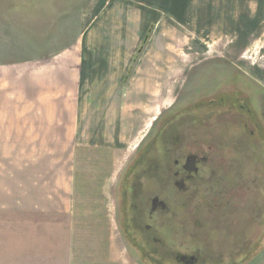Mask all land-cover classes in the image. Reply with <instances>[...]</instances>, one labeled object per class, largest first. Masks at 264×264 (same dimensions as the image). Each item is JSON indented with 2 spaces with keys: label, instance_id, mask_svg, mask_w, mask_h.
Instances as JSON below:
<instances>
[{
  "label": "rangeland",
  "instance_id": "obj_1",
  "mask_svg": "<svg viewBox=\"0 0 264 264\" xmlns=\"http://www.w3.org/2000/svg\"><path fill=\"white\" fill-rule=\"evenodd\" d=\"M171 1L0 0V208L21 205L22 201L24 203L36 201L34 194L19 191L22 175L17 164L25 162L27 165L31 160L35 163L29 166V170L32 167L33 172H37L36 177L40 179L42 188L40 193L44 196L41 204L55 206L62 203L56 195L58 191L46 197L51 192L48 189L49 181L46 180V174L55 171V163L47 158L58 157L62 165L60 172L54 174L61 175L65 168L63 158L69 151L67 146L72 141L69 140L72 134L58 132L56 134L58 142L54 144L48 142L54 134L48 131L49 127L35 122L34 114H37L35 113L37 110L72 107L95 112L100 111L99 107L104 109L105 105H109L107 110L117 111V108H120V111L125 112L126 121L130 122L134 120L136 122L135 118L142 115L152 117L157 114L151 125L147 128L143 126L142 132L132 133L127 130V133L116 134V137L119 135L124 141H120L121 149H114V162L105 153L102 165L90 168V172L96 173L99 169L105 171V167L111 162L109 171L113 177V185L117 188L137 150L144 149L150 144L149 150L147 149L142 155L146 168H138L135 172H130V175L128 171L126 172L125 197L129 195L131 210L136 206L137 210L135 208L134 210L137 213L134 214L141 217L138 221L146 223L148 215L152 213L151 217H158V233L162 228L167 229V235L176 233L177 236L173 234V237L179 238L178 242L172 241L173 249H171L174 252L170 258L175 259L174 264H198L194 258L207 257V255L219 259V264H227L222 256L211 252L206 254L205 247L208 245V240L202 239L199 242L200 235L197 233L190 234L191 241L186 248L193 245L195 249L202 251L203 255L198 253L187 255L185 243L180 239L183 229L181 225L185 222L186 226H196L197 229L195 221L198 220L204 221L203 228L209 226L211 222H220L217 225L224 230L237 218L244 221L250 214H253L254 218L262 216L264 158L259 152L258 161L253 159L255 156L252 151L253 144L250 142L251 137L246 139L244 132L238 135L235 128L228 133L213 130L195 133L194 137L202 138L203 150L214 149L215 153L223 155L229 152V158L238 157L240 160H231L232 164L221 163L219 166V162L213 161L214 155L207 158L206 153L200 151L197 159L193 150L190 152L193 156L187 157L182 153V145L186 142L185 129L182 132L181 126L195 125L197 120L191 117L185 118L183 114L178 115L172 123L165 124L163 121L165 117L161 119L160 116L164 111L169 110L175 101L187 99L190 92L193 94L200 82L198 88L203 92L207 82L202 83L201 80L209 77L206 70L211 71L210 77L216 82L213 86L224 83L231 86L236 79L237 84H249L241 91L243 95L251 97L254 94L253 90H259L263 95L258 101L264 108V6H256V14H254L249 5L179 2L172 4ZM142 29L145 30L140 33ZM151 29L158 34L154 41L153 53H149L148 47L141 42L149 35ZM138 38L140 41L137 40ZM170 38L182 43L181 45L184 42L187 46L182 52L174 50L173 53L160 54L162 55L160 60L156 52L162 41ZM140 45H143V50L137 52ZM100 48L116 56L117 60L125 52L128 54L125 56L127 58L125 86L121 83L123 69H114L110 60L112 64L110 68H106L108 63L103 54L98 53L101 51ZM99 55L103 57L97 58ZM122 62L120 61L119 64ZM230 77L233 78L231 81ZM41 78H43L42 84L39 85ZM54 78L63 83L62 92L68 95L71 93V98L79 97V100L47 101L45 98L48 94L47 89H52L53 84L44 83L53 82ZM142 89L144 91L138 93V90ZM123 104L124 108L121 109ZM24 111L29 113L25 115ZM190 113L194 115L193 112ZM190 119L194 121L185 122ZM155 120H158V124H155ZM250 128L252 136L257 138L259 133L255 127ZM199 129V127L186 129V133H191L192 138V132H197ZM241 130L249 133L244 128ZM158 133L159 136L156 135ZM218 133L222 136L227 135L230 140ZM175 136H180L179 142L177 139L173 140ZM77 137L80 141H82L80 138H86L85 134H77ZM232 137L236 138L234 143ZM239 137L241 140L237 141ZM173 142L178 145L175 150L172 149ZM258 145L263 146L260 141L256 146ZM247 146L252 150H246ZM79 151L87 153L86 160L90 163L92 158L101 159L97 155V149ZM174 161L187 164L184 174L175 175L180 165L178 164L176 168ZM168 163L171 165L168 166ZM169 167L172 171L176 170L172 174L174 177L168 175ZM77 170L85 171L83 167ZM180 176L187 177L186 183ZM147 184L150 191L144 190V193H140L139 188L142 189L143 185ZM180 186L187 188L190 186L191 192L196 193H199L197 190L202 189L205 194L198 201L197 198L183 197ZM155 188L158 190L157 195H161V199L156 204L159 206L157 211H153L150 207ZM61 192L59 190V194ZM231 192L234 194H230ZM142 199L144 202L137 204ZM215 200L223 201V205H220L217 211L209 208ZM112 201L107 214L110 228L105 236L110 237L111 251L119 252L120 259L131 264L133 259L127 254L126 258L123 256L128 252L129 247L121 238L118 195L114 197L113 194ZM191 201L194 205L189 204ZM169 206L173 210L168 216L165 211ZM188 207L193 209L189 215L184 212ZM149 209L151 211L146 213ZM262 220L264 217L261 218ZM254 225V223L250 225L252 228L249 233L255 235V241L258 234L254 233ZM260 232L256 244L262 242L263 244L255 248L256 253L250 254L247 260H244L246 257L237 258L231 261V264L241 262V264H249L255 256L250 264H264V230ZM217 242L221 243L219 240ZM234 242L232 240L231 244ZM231 244L222 252L232 254L237 250L236 245ZM161 262L173 263L168 262L166 257L160 260Z\"/></svg>",
  "mask_w": 264,
  "mask_h": 264
},
{
  "label": "crops",
  "instance_id": "obj_2",
  "mask_svg": "<svg viewBox=\"0 0 264 264\" xmlns=\"http://www.w3.org/2000/svg\"><path fill=\"white\" fill-rule=\"evenodd\" d=\"M175 2L181 4L249 5L254 14H256V6H264V0L171 1L172 4ZM144 30L139 32L143 33ZM157 37L158 34L153 29L146 38L141 40L142 44L148 47L149 53H153L154 41ZM137 40L140 41V38ZM181 44L170 38L167 41H162L156 53L162 60L160 54L173 53L174 50L182 52L187 45L184 42L183 45ZM143 45H140L136 51L141 52ZM100 50L98 53H102L106 58L105 61L107 60L106 68H110L113 63L114 69H123L121 83L125 86V66L127 64L125 56L128 54L125 52L117 60L116 56L106 52L104 48H100ZM103 56L99 55L97 58ZM120 61L123 62L119 64ZM42 80L43 78L39 81V85L42 84ZM44 84H53L52 89H47L48 94L45 95L47 101L79 100V97L71 98V93L68 95L62 92L63 83L55 78L53 82ZM138 91V93H142L144 89ZM108 106L105 105L104 109L99 107L100 111L95 112H88L84 108L73 109L72 107L71 109H39L35 112L37 113L34 114L35 122L38 125L43 124L49 127L48 131L54 134L48 142L57 143L56 134L58 132L72 134L69 137V140L72 141L67 146L69 151L63 158L65 168L61 175L54 174L60 172V165H62L57 159L58 157L47 158L55 163V171L46 174V180L49 181L48 189L51 191L46 197H50L53 192L58 191L56 195L62 203L55 206L52 204L42 205L41 200L44 196L40 193L42 189L39 183L40 179L36 177L37 172H33L32 167L29 170V166L35 161L31 160L27 165L25 162L17 164L22 175L19 191L25 194H34L36 201L33 203L22 201L21 205L0 208V264H128L126 260L120 259L119 252L111 251L110 237L109 235L105 236L110 228L107 214L109 206L113 202L114 190L113 177L109 171L111 162L107 164L105 171L99 169L94 173L90 172V168L102 165L105 153L114 162V149H121L120 141H124V138L120 139L119 135L116 137V134L127 133V130L132 133L142 132L144 131L143 126L147 128L151 125L157 114L152 117L142 115L135 118L136 122L135 120L130 122L126 121L125 112L120 111V108H117V111H110L107 110ZM123 108L124 104L121 109ZM23 113L26 115L29 112L24 111ZM77 134H85L86 138H80L82 140L80 141ZM93 137L94 139H92ZM81 149H97V155L101 159L92 158L90 163L86 160L87 153L79 151ZM95 160L97 161L94 162ZM81 167L85 171L77 170ZM59 190L62 191L61 194H59ZM260 233L257 237L260 236ZM123 256L126 258V255L123 254ZM248 258L250 257H246L244 260ZM254 258L250 260L249 264ZM131 264H136V262H131Z\"/></svg>",
  "mask_w": 264,
  "mask_h": 264
},
{
  "label": "flooded vegetation",
  "instance_id": "obj_3",
  "mask_svg": "<svg viewBox=\"0 0 264 264\" xmlns=\"http://www.w3.org/2000/svg\"><path fill=\"white\" fill-rule=\"evenodd\" d=\"M230 97H232V96H230ZM217 98H221V96L218 95ZM217 98H216V100H218ZM236 99H237V97L234 98V100H236ZM238 111L242 112L244 114V117H247L249 115V109H246V108H234V109L229 108V109H226L224 111L223 110L217 111V108H213V109L210 108V109H205V110H201V111L197 112L199 114V116L201 114L202 115L207 114V116L210 117V118H208L207 121H206V117L204 118L206 123L201 122V124L199 126L200 133H206L210 130L228 133L232 128L236 129V126H238L241 129L245 128L246 130H249L250 124H249L248 120H246L245 125H240V124H236L235 120H233L231 118L232 115L238 114ZM179 118H180V116H179ZM192 119H194V118H192ZM192 119L185 120V122L194 121ZM214 119L219 120V122L218 123L215 122V124H213V125L208 124L209 120L213 121ZM174 120H176V119H173L172 121H170L169 124L172 123ZM207 126H209V127H207ZM234 142L235 141H233V143ZM149 145L150 144H147L146 147L144 148L145 150L143 152H141L142 155H144V153L148 149ZM183 146H184L183 148H185L184 144H183ZM246 150L251 151V149H249V148H247ZM142 155L138 156L135 160L132 161L128 170L125 171L123 179L118 186V198L120 200V206L118 207V211H121V218L119 219L120 220L119 226H120V230H121V238L124 240V242H126V244L129 247V250L127 253L125 252V255L127 254V256H129L131 259H133L132 261L136 262V264H163L162 262L160 263V260L164 259V257L167 258L168 262H170V263L173 262L172 264H174L175 261H173V260H175V259L173 257H172V259H170L171 256H173L172 253L174 252V250H172L173 249V245H172L173 242L172 241L174 240L173 234L167 235V229H164V228L159 230V233H158V226H159V223L157 222L158 217H155V216L151 217L153 215L152 213L148 215V221L146 223H143V221H138V219H140L141 217L134 214V213H137L136 206L133 207V210H131V204L128 202V196L129 195L127 197H125L126 196V189H127L126 172L128 171V173L130 175V172H135L138 168H144V169L146 168V165L144 164V160H143L144 158ZM141 157H142V159H141ZM188 157H190V156H188ZM222 161L223 162H219V163L232 164L231 158L227 159V160H222ZM174 162L176 165L175 167L178 168L177 165L179 164V162H177V161H174ZM174 162H172V163H174ZM170 165L171 164L168 163V166H170ZM179 165H180V168L177 171L176 170L172 171V169L169 167L168 168V175L174 174L175 171H176L175 175L184 174V170H186L185 167L187 166V164H185V165L179 164ZM172 177H174V175H172ZM181 178L180 179L184 183H186L187 177H185V178L181 177ZM171 179H173V178H171ZM188 185H189V183H188ZM171 187H172V183H171ZM128 188H129V190L131 189V183L129 184ZM186 188L187 187L180 186V190H182L183 192L188 191L190 189V187L187 188L188 190ZM129 190H128V193H129ZM144 190H146V187H143L142 189L139 188L140 193H144L145 192ZM197 191H200V190H197ZM245 191L247 192V190H245ZM228 192H230V191H228ZM142 202H144L143 199L138 201L137 204H141ZM124 203L129 204L128 207H126L127 204H124ZM211 206L209 207L210 209L215 208L214 205L212 206L213 208ZM134 208L136 210H134ZM158 208H159V206H155L152 209H153V211H157ZM168 208H169V210H168V212H166V215L169 216L170 212H172L173 209L171 206H169ZM189 208H191V207H188V209ZM150 211H151V209H149L146 213H148ZM251 216H252L251 214L249 216H247L244 221L241 220L240 218H237V220H235V222L232 223L230 227L228 226V227L224 228V230H223V228H221L217 225V224H220V222H211V224H209V226H205L203 228L202 223L204 221L198 220L197 222H195L197 224V229H195L196 226H194V227L193 226H190V227L186 226L185 225L186 223L184 222L183 229H182V234H183V238H184L183 242L188 245L189 241H191L190 240V237H191L190 234L196 235V233H197V235H200V239H198L199 242H201L202 239L208 240V245L205 247V248H207L206 254H209V252H211L214 255L222 256L223 261L227 262V264H231V261H233L237 258L239 259L241 257V259H242L245 257H249L250 254L256 253V251H254V250L258 246H256V242H255L256 240L254 241V239L250 238L251 236H253V233L250 234L251 232L249 231L252 228L250 226L251 225V220H250ZM172 218H173V215H172ZM256 218H257V216H256ZM170 225H172V224L170 223ZM116 226H117V224H116ZM259 232H260L259 229L254 228L255 234L256 233L258 234ZM162 234L165 237H163ZM222 237H224V238H222ZM197 238H199V237L197 236ZM238 238H239L240 244L242 245L240 247L241 248L240 251H239V247H237V250L232 252V254L222 252L225 248H228V246L231 244L232 240L236 241V239L238 240ZM217 240L221 241V243H218V242L216 243ZM235 243L236 242H234L232 244L237 245L238 242L236 244ZM216 246H218V247L214 248ZM212 250H217L218 252L214 253ZM185 252L187 255L191 254V253H195V254L198 253L200 255L202 254V251H199V249H197V248L195 249V247H193V245L190 247H187V248L185 245ZM135 259H137V261ZM194 259L198 262V264H219L220 263L219 259H216L215 257H211L210 255L209 256L207 255V257H198V258H194Z\"/></svg>",
  "mask_w": 264,
  "mask_h": 264
},
{
  "label": "trees",
  "instance_id": "obj_4",
  "mask_svg": "<svg viewBox=\"0 0 264 264\" xmlns=\"http://www.w3.org/2000/svg\"><path fill=\"white\" fill-rule=\"evenodd\" d=\"M206 71L209 73V77L207 78L208 80L205 79V78L201 80L202 83H206L207 82L206 83L207 87L203 89V92L201 90H199V88H198V87H200V84H201V82H200L199 84H197L198 87L195 88V91H194L193 94H190L191 93L190 92L187 99L184 98V99H182L180 101H175V103L169 108V110L164 111L161 114V116H160L161 119H163L165 117L164 118L165 120L163 119L165 124L169 123L173 119L178 118V115H183V114H185V118L186 117H191V118H194V119L197 120L195 125L192 124V126H191V125H184L183 124L184 126H181L182 132L185 129V133H184L185 137H184V139H185V142H186V143H184L185 148H182V150H183L182 153H184L188 157V156L192 155V154H190V152H191V150H193L194 157H197V158H199L198 155L200 153H206V157L207 158H210V155H214V159H213L214 162H223L222 160L230 159L229 158V152L227 154L223 155V154H220L218 152L215 153L214 149H209V150H206V151L203 150V147L201 145V144H203L202 138L194 137L195 133L199 134L200 131L199 130L197 132L193 131L192 132L193 133L192 134V138H191V133H189V132L186 133V129L189 130V129H192L194 127L197 128V127L200 126L201 122L206 123L208 118H210V117L207 116V114H204V115L201 114L200 116H198L199 114L197 112H199L201 110L210 109V108L211 109L217 108V111H219V110H223L224 111V110L229 109V108H232V109H234V108H246V109H249V115L247 117H244V114L242 112L238 111V114L232 115L231 118L233 120H235L236 124H240V125H245L246 120H248V122L250 124V127L254 126L255 130L260 135L257 133L258 137L254 138L252 136V134H251L250 128L248 130L249 133H247L244 130H241V128H239L238 126H236V130H237L236 133L238 132V135H240L243 132L246 133L245 134L246 135V139H250V137H251L250 142H251V144H253V150L251 148L250 149L253 151L254 156H255V158L253 157V159L258 161V159H259L258 153L259 152L264 158V108H263V104L259 103V101H258L259 99H261V96L263 94H261V92L259 90H256V89L252 91L254 93V94L251 95L252 98L250 96H248V95L241 94V91L243 89L247 88V86L249 84H244V85L237 84L236 79H235V83L233 85H231V86H228L227 83H224L223 85L219 84L218 86H213V85H215L216 82L212 81V78L210 77L211 76V71L210 70L209 71L206 70ZM231 79H233V78L230 77L229 80L231 81ZM249 81H251V80H249ZM251 82H253V81H251ZM211 91H212V94H214V95L210 94ZM194 94H196V95H194ZM218 95H220L221 98H217ZM230 96H232V97H230ZM235 97H237L236 100H234ZM216 98L218 100H216ZM190 112H193L194 115L192 113H190ZM205 117H206V121L204 119ZM248 118L250 119L251 123H250ZM215 122L218 123L219 120H217V119L216 120L214 119L213 121L209 120L208 124L213 125V124H215ZM155 124H158V120H156ZM156 135L159 136V133L156 134ZM218 135L222 136L221 133H218ZM222 137L223 138H227V139L230 138V137H227V135H225V134ZM175 139H177L178 142H179L180 136L173 137V140H175ZM231 139L234 140V141L236 140V138H234V137H232ZM156 140H158V139H156ZM240 140H241V138L239 137V139L237 141H240ZM258 141H260L263 144V146H259V145L256 146L258 144ZM180 145H181V143L179 144V146ZM177 146L178 145L174 144V142H173L172 149L175 150V148ZM182 147H184V146L182 145ZM247 147L249 148V146H247ZM259 148H261V150ZM143 151H144V149H138L137 152L135 153V155L133 156V160H135L138 156H141L142 155L141 152H143ZM236 159L240 160L238 157L237 158H233L231 160L237 161ZM218 165L221 166V163H219ZM143 187H146V190L150 191V190H148V184L144 185ZM113 189H114L113 190V194H114V197H115L116 195H118V192H117L118 187L116 188V186H115ZM199 190H200L199 193L191 192L192 190H191V187H190V189L188 191H186V192L184 191L182 193V195H183V197L189 196L188 198H191V199L197 198L196 200L198 201V199L205 194V193L202 192L203 191L202 189H199ZM153 192H154L155 195H154V198L152 200V204L150 205L151 208L157 206L156 204H158L159 199H161V195H157V192H158L157 188H155L153 190ZM230 194H234V192H231ZM163 198H164V196H163ZM204 199L206 200L207 198H204ZM169 200L171 201V199H169ZM168 203H172V202H168ZM189 204H191V205L193 204L194 205V203H192V201ZM200 205H203V204H200ZM208 205H210V204H208ZM211 205L212 206L214 205V207H215L212 210L213 211H217V209H220V205H223V201L222 200H219V201L215 200V202L211 203ZM168 210L169 209H166L165 213L168 212ZM184 212H185V214L188 213V215H189L190 213L193 212V209L189 208L188 210H185ZM262 213H261L262 216H260V217L258 216L257 218L256 217L254 218L253 214H251L252 216L250 217L251 225H253V223H254L255 224L254 227L259 229L260 231L264 230V220L261 221V218L264 217V211ZM195 222H197V221H195ZM183 224H184V222H183ZM181 226H183V225H181ZM173 234L175 235L176 233L173 232ZM175 236H177V235H175ZM254 237H255V235L251 236L250 238L254 239ZM174 238H175V240H173V241L178 242V238L179 237H174ZM258 238L259 237H257V235H256L255 240H257ZM180 239L181 240L184 239L183 238V234L180 235ZM235 242L236 243L238 242L237 245H236V248H235V249H237V247L238 246L240 247V245H241L240 242H239V238H238V240L236 239ZM262 244H263V242L261 244H259V245L258 244H256V245H258V247H261ZM185 245H187V244H185ZM241 263H239V264H241Z\"/></svg>",
  "mask_w": 264,
  "mask_h": 264
}]
</instances>
